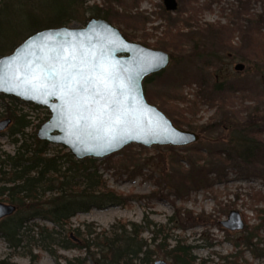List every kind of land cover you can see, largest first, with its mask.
<instances>
[{
    "label": "rangeland",
    "instance_id": "374dc122",
    "mask_svg": "<svg viewBox=\"0 0 264 264\" xmlns=\"http://www.w3.org/2000/svg\"><path fill=\"white\" fill-rule=\"evenodd\" d=\"M106 1L89 0L85 7L97 6L107 11L109 20L106 21L129 41L170 55L167 67L146 86L148 97L153 101L149 103L170 120L179 115L177 112L180 109H193V129L185 125L177 127L191 131L199 138L195 143L180 147L146 148L130 144L112 155L97 159L108 187L130 197L131 201L126 207L77 214L68 227L85 230L86 226L92 225L93 228L107 229L117 221L142 224L148 221L156 229L161 228L163 233L160 238H166L169 246L174 245L175 240L192 246L197 264L200 260L205 264H222L224 257L237 252H242L240 264H264V217L259 211L264 210V153L255 163L244 168L230 163L221 179L211 174L212 185L207 188L195 189L186 185L187 179L183 176L192 147L202 149L198 158L205 163L211 161L209 152L224 148L226 141L220 138L225 137L226 132L220 127L212 125L203 132L200 129L219 120L222 105L226 104L228 107L225 110L233 112L231 118L239 122L249 114L256 113L257 116L264 112V69L244 59L253 54V50H257L261 40H264V25L257 37L251 34L248 25L250 16L264 10V2L177 0L178 10L168 17L165 13L169 12L165 11L162 0ZM90 17L93 16L89 12L84 13L81 16V19L85 18L84 22L73 21L66 26L84 27ZM169 31L177 37L166 41L164 34ZM237 63L244 65L241 72L233 69ZM215 79L226 83L225 92L211 94ZM5 105L27 113L33 126L48 116L44 108L35 110L9 100H0V113L4 112ZM3 119L6 118H0ZM12 125L11 119L10 126L0 132V150L10 154L16 149L10 136ZM32 128L36 134L38 128L35 127L26 132L31 133ZM260 138L264 140V126ZM61 149L51 145L48 152L55 154L62 152ZM231 211L238 212L244 223L239 231H228L221 225ZM39 227L53 228L46 221L32 222L24 231L25 240L33 236ZM254 227L259 229L252 242L258 244L259 251L245 245V238ZM142 237L148 240L151 234L145 232ZM236 244L239 246L236 247ZM29 249L30 246L24 242V247L12 251L0 238V260L30 264L27 256ZM53 250L59 257H53L38 247H33L32 254L38 256V264H68L73 258L84 256V252L77 249ZM155 259L163 258L159 256ZM165 261L171 264L169 260Z\"/></svg>",
    "mask_w": 264,
    "mask_h": 264
},
{
    "label": "trees",
    "instance_id": "16d2710c",
    "mask_svg": "<svg viewBox=\"0 0 264 264\" xmlns=\"http://www.w3.org/2000/svg\"><path fill=\"white\" fill-rule=\"evenodd\" d=\"M88 1L0 0V57L13 52L28 36L40 30L66 26L73 21L84 22L85 18L81 19L84 13L89 12L93 17L109 20L107 11L102 8L85 7ZM113 1L116 0L106 2ZM165 14L169 17L171 13ZM249 21L251 34H260L264 25V10L250 16ZM173 37L177 36L171 34V31L164 34L166 41ZM258 47L244 59L253 61L260 69H264V40H261ZM160 73L143 80L144 96L148 102L153 103L148 97L146 86ZM218 81L219 79H215L211 94L217 95L226 91V83ZM0 100L24 104L35 110L41 108L1 95ZM221 107L219 120L200 129L203 132L212 125L220 127L226 132V136L220 138L226 141L224 148L209 152L211 161L205 163L198 158L202 149L194 146L185 162L187 167L183 170V176L187 179L186 185H192L195 189L210 187L212 182L209 176L213 173L217 179H221L224 169L230 163L244 168L255 163L264 153V140L260 138L264 126V112L257 116L256 113L249 114L245 120L239 122L231 118L234 116L233 112L231 114L225 110L228 107L226 104ZM177 113L179 115L171 120L173 124L193 129L191 119L195 116L194 110L188 107ZM2 117L12 119L10 136L16 146L13 154L0 150V200L16 207L13 215L0 221V238L12 251L21 249L26 242L30 246L27 252L30 264H38L39 260L37 255L32 254L33 247H38L56 258L59 256L54 248L84 252L83 257H75L68 264H152L159 256L169 260L171 264H197L192 246L181 240H175V244L169 246L166 238H160L163 233L161 228L156 229L148 221H144V224L117 221L107 229L93 228L92 225L86 226L85 230L79 227L69 228L70 220L77 214L110 207H126L131 198L108 187L97 159L76 160L70 152L64 151L65 148L61 149L62 152L49 154L51 144L40 141L34 128L31 133L26 132L31 127L38 128L39 123L44 122L48 116L33 126L27 113H20L16 107L5 105L4 112L0 113V118ZM258 196L262 195L258 193ZM259 211L264 217V210ZM37 220L49 222L53 228L39 227L34 234L36 237L33 235L25 240L24 231L27 225ZM258 229L251 228L245 238V245L249 248L255 247L256 251H259L258 244L252 241L258 236ZM145 232L151 234L148 240L142 237ZM241 255L242 252H237L235 255L226 256L222 264H240ZM0 264L13 263L4 259L0 260ZM198 264L205 262L200 260Z\"/></svg>",
    "mask_w": 264,
    "mask_h": 264
},
{
    "label": "water",
    "instance_id": "95a60500",
    "mask_svg": "<svg viewBox=\"0 0 264 264\" xmlns=\"http://www.w3.org/2000/svg\"><path fill=\"white\" fill-rule=\"evenodd\" d=\"M166 12L175 13L177 0H162ZM63 45L78 52L94 54V59L108 68L117 79L110 81L129 85L125 93V109L130 113L132 123L113 126L106 119L95 127H76L65 115V99L60 92L48 95L44 90L29 91L24 83V62L42 63L53 49ZM16 57H20L8 67ZM170 55L164 51L144 47L129 41L121 32L102 18H88L84 27L61 26L40 30L28 36L8 55L0 57V72L13 74L18 79L0 85V95L44 108L48 118L36 130L40 141L65 148L76 160L84 158L103 159L130 144L146 148L152 146H186L198 141V135L181 130L160 110L150 104L143 91V80L164 70ZM234 71L244 69L242 63L234 66ZM11 124V119L0 120V132ZM14 205L0 202V221L13 215ZM221 225L228 231H239L244 223L236 211H231ZM97 264V263H96ZM152 264H169L164 259H155Z\"/></svg>",
    "mask_w": 264,
    "mask_h": 264
},
{
    "label": "snow or ice",
    "instance_id": "6c2138e0",
    "mask_svg": "<svg viewBox=\"0 0 264 264\" xmlns=\"http://www.w3.org/2000/svg\"><path fill=\"white\" fill-rule=\"evenodd\" d=\"M20 57L9 62L8 67ZM18 79L0 72V85ZM117 77L94 59V54L78 52L63 45L53 49L42 63L24 62V83L29 91L44 90L48 95L60 92L65 99V115L76 127H95L105 119L113 126L132 123L125 109V93L129 85L110 81Z\"/></svg>",
    "mask_w": 264,
    "mask_h": 264
},
{
    "label": "flooded vegetation",
    "instance_id": "af4514ba",
    "mask_svg": "<svg viewBox=\"0 0 264 264\" xmlns=\"http://www.w3.org/2000/svg\"><path fill=\"white\" fill-rule=\"evenodd\" d=\"M71 235V234H70ZM71 237H72V235H71Z\"/></svg>",
    "mask_w": 264,
    "mask_h": 264
}]
</instances>
